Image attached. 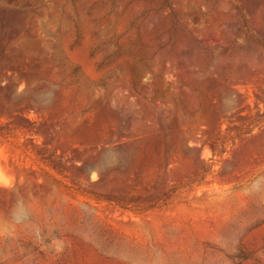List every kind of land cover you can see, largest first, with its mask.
<instances>
[{"label": "rangeland", "instance_id": "obj_1", "mask_svg": "<svg viewBox=\"0 0 264 264\" xmlns=\"http://www.w3.org/2000/svg\"><path fill=\"white\" fill-rule=\"evenodd\" d=\"M19 198L0 264H264V0H0Z\"/></svg>", "mask_w": 264, "mask_h": 264}, {"label": "clouds", "instance_id": "obj_2", "mask_svg": "<svg viewBox=\"0 0 264 264\" xmlns=\"http://www.w3.org/2000/svg\"><path fill=\"white\" fill-rule=\"evenodd\" d=\"M259 190V182L253 185ZM22 198L17 200L16 205L7 217H0V238H11L15 235L18 227H28L27 215H18L17 209L21 206Z\"/></svg>", "mask_w": 264, "mask_h": 264}]
</instances>
